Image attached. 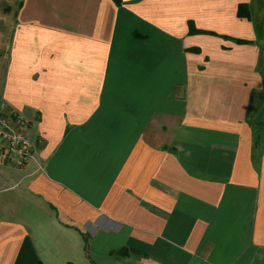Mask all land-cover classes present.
<instances>
[{
    "label": "crops",
    "instance_id": "0c3cea01",
    "mask_svg": "<svg viewBox=\"0 0 264 264\" xmlns=\"http://www.w3.org/2000/svg\"><path fill=\"white\" fill-rule=\"evenodd\" d=\"M261 17L0 0V112L35 147L0 165V264H264Z\"/></svg>",
    "mask_w": 264,
    "mask_h": 264
},
{
    "label": "built area",
    "instance_id": "2783aa9c",
    "mask_svg": "<svg viewBox=\"0 0 264 264\" xmlns=\"http://www.w3.org/2000/svg\"><path fill=\"white\" fill-rule=\"evenodd\" d=\"M28 122L16 114L0 113V165L24 166L35 160Z\"/></svg>",
    "mask_w": 264,
    "mask_h": 264
},
{
    "label": "trees",
    "instance_id": "16d2710c",
    "mask_svg": "<svg viewBox=\"0 0 264 264\" xmlns=\"http://www.w3.org/2000/svg\"><path fill=\"white\" fill-rule=\"evenodd\" d=\"M238 16L240 18H246L248 20H251V15H250V12H249V7L248 5H241L239 7V10H238ZM190 26H192V28L190 29V34L191 35H198V34H201L202 32L196 30L192 24H190Z\"/></svg>",
    "mask_w": 264,
    "mask_h": 264
},
{
    "label": "rangeland",
    "instance_id": "374dc122",
    "mask_svg": "<svg viewBox=\"0 0 264 264\" xmlns=\"http://www.w3.org/2000/svg\"><path fill=\"white\" fill-rule=\"evenodd\" d=\"M261 16H262V15H261ZM260 20H263V17H261ZM263 22H264V20H263L261 23H263ZM0 113H2V114H6V115L14 114V113H11V112H10V113H3V112H0Z\"/></svg>",
    "mask_w": 264,
    "mask_h": 264
}]
</instances>
